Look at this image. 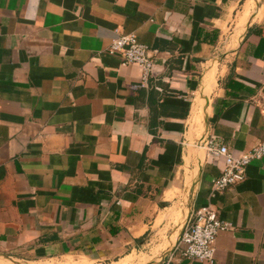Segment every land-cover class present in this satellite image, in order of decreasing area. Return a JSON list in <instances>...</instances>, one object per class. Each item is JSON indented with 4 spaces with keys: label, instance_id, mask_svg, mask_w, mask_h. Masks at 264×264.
Here are the masks:
<instances>
[{
    "label": "crops",
    "instance_id": "0c3cea01",
    "mask_svg": "<svg viewBox=\"0 0 264 264\" xmlns=\"http://www.w3.org/2000/svg\"><path fill=\"white\" fill-rule=\"evenodd\" d=\"M263 5L245 29L255 0H0V252L134 264L146 235L164 242L207 110L208 137L235 154L264 140ZM117 32L153 50L146 81L108 54ZM223 167L204 158L187 214L213 203L230 222L215 264H264V159L212 197ZM64 256L79 258L40 260ZM169 257L202 264L174 245Z\"/></svg>",
    "mask_w": 264,
    "mask_h": 264
},
{
    "label": "built area",
    "instance_id": "2783aa9c",
    "mask_svg": "<svg viewBox=\"0 0 264 264\" xmlns=\"http://www.w3.org/2000/svg\"><path fill=\"white\" fill-rule=\"evenodd\" d=\"M107 52L111 55L120 56L126 64L140 66L143 70V81H146L153 72L155 66L153 50L140 42L135 33L117 32ZM206 149L207 156L224 159L222 173L214 180L211 189L212 197L217 192H223L244 181L249 164L254 160L264 159V140L238 155L226 144L218 143L211 138ZM230 227V222L220 216L216 205L209 203L190 216L177 248L181 250L182 256L187 259L202 264H215L217 237L221 231ZM162 264H173L171 257Z\"/></svg>",
    "mask_w": 264,
    "mask_h": 264
},
{
    "label": "rangeland",
    "instance_id": "374dc122",
    "mask_svg": "<svg viewBox=\"0 0 264 264\" xmlns=\"http://www.w3.org/2000/svg\"><path fill=\"white\" fill-rule=\"evenodd\" d=\"M263 8H264V5H263ZM241 9H242V7H239L237 13H239V11ZM256 9H257V7H256ZM236 25H237V16H234L232 18V21H231L229 27L225 29L224 38H223V40L221 42V46H220L223 51L225 49L232 50L235 47L234 45H232V47H230L228 44L230 42L231 35L236 30V27H237ZM195 96H197V94ZM197 134H198V138H200L203 134V130H201L200 132H197ZM191 193H192V187L188 185V186H185V189L183 190V192H179V195L175 198V202L173 204V207L171 209H169L170 213L168 214V216L170 217L169 220L173 224V229H171V227H170V228H168V231H162V232L158 233V235L162 237L159 239H163L164 242H162V243L158 242L155 244V242L153 240V232H152L151 233L152 236H149V235L145 236L144 240L147 242L144 246H142L141 243L135 244V248L129 252L130 255L131 254L135 255L136 261L134 264H152V263L157 264L158 263V258L161 257V255L167 250V249H165L167 247H164L167 245V242H165V240L168 241V240H170L171 237L175 238L176 236H178L177 234H179V232H180V230H178V228H180L179 227V218L181 216H183V212L188 207V203L190 202ZM165 216L166 215H164V217H163L164 219H165ZM162 244H164V245H162ZM0 254H1V252H0ZM9 255H11L13 258L18 259L20 261H29V262L32 261L31 263L39 260V259L38 260L36 259L35 261L29 260L26 258H22L20 255H16V254H9ZM78 258H79V256H64V257H60V258H46V259H40V260H47V261H45V263H47V262L61 263L67 259H78ZM91 264H106V263L105 262H99V261L97 262V261L92 260Z\"/></svg>",
    "mask_w": 264,
    "mask_h": 264
},
{
    "label": "water",
    "instance_id": "95a60500",
    "mask_svg": "<svg viewBox=\"0 0 264 264\" xmlns=\"http://www.w3.org/2000/svg\"><path fill=\"white\" fill-rule=\"evenodd\" d=\"M255 1H256V7H257V9L255 10V12L251 16V18H249L248 23H247L245 29H247L248 25L251 24V22H253V20L256 18L258 12L261 9V0H255ZM220 62H221L220 57L215 58L214 61L210 62L211 63L210 68H212L214 65H216V67H218V65H219ZM201 84H202V82H201ZM210 96H211V94L210 95H206V94L204 95V98L206 100L205 101L206 109L207 108L208 109L210 108ZM208 120H209V110H207L206 114L204 115V123H205V126L203 128V134H202V136L200 138L197 139V144H196L197 145V148H198L197 150H198V157H199V162H198V165L196 166V169H195L197 171H196V173H195V175L193 177L192 183H189V181H188L187 186L189 185V186L193 187V184L196 183V181L198 179V176H199V174L201 172V166H202V163L204 161V158L207 157V149H206V146H207V144H208V142L210 140V138L208 137V131H207L208 130ZM188 211H189V209L187 208L183 212L184 213V218H183V221L181 222V224H179V227L180 228H178V230H180V232H179V234H177L178 236H176L175 238H173V237L170 238L169 243L166 245L167 248H165L167 250L161 255V257L158 258V263L157 264H162L166 260V258H167V252L171 249V246L172 245H174L175 248L177 247V245H178V243H179V241L181 239L183 230H184V228H185V226H186V224H187V222H188V220L190 218V215L187 214ZM0 256H2L4 258L12 259L16 264H32L31 263L32 261H30V262L29 261H20L18 259L13 258L9 254H5V253H2V252H1Z\"/></svg>",
    "mask_w": 264,
    "mask_h": 264
},
{
    "label": "bare ground",
    "instance_id": "6f19581e",
    "mask_svg": "<svg viewBox=\"0 0 264 264\" xmlns=\"http://www.w3.org/2000/svg\"><path fill=\"white\" fill-rule=\"evenodd\" d=\"M211 69H212L213 71H217V67H216V65H214ZM3 259H4V257H3ZM3 259H2V257L0 256V262H3V263L6 262V261H4ZM5 260H6V259H5ZM9 260H10V261H13L12 259H9ZM13 262H14V261H13ZM14 263H15V262H14ZM5 264H6V263H5ZM11 264H12V262H11ZM15 264H16V263H15Z\"/></svg>",
    "mask_w": 264,
    "mask_h": 264
},
{
    "label": "trees",
    "instance_id": "16d2710c",
    "mask_svg": "<svg viewBox=\"0 0 264 264\" xmlns=\"http://www.w3.org/2000/svg\"><path fill=\"white\" fill-rule=\"evenodd\" d=\"M142 241V239H140Z\"/></svg>",
    "mask_w": 264,
    "mask_h": 264
}]
</instances>
